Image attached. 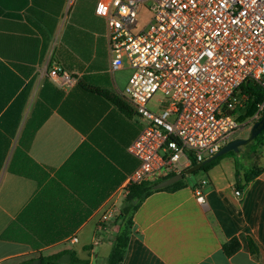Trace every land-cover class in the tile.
Segmentation results:
<instances>
[{
  "label": "crops",
  "instance_id": "crops-1",
  "mask_svg": "<svg viewBox=\"0 0 264 264\" xmlns=\"http://www.w3.org/2000/svg\"><path fill=\"white\" fill-rule=\"evenodd\" d=\"M96 1L0 0V264L70 253L106 264L111 251L122 193L139 166L127 147L142 123L124 96L130 69L110 71ZM54 67L76 83L51 82ZM260 169L238 197L228 157L184 188L149 195L121 264H264ZM233 238L240 247L228 257L222 245Z\"/></svg>",
  "mask_w": 264,
  "mask_h": 264
},
{
  "label": "built area",
  "instance_id": "built-area-1",
  "mask_svg": "<svg viewBox=\"0 0 264 264\" xmlns=\"http://www.w3.org/2000/svg\"><path fill=\"white\" fill-rule=\"evenodd\" d=\"M146 3L151 20L133 34ZM95 14L107 24L110 71H131L124 96L142 123L127 147L139 166L124 198L130 185L185 172L193 161L214 155L264 111L263 96L246 121L231 114L244 82L264 86V0H97ZM47 77L62 88L76 83L59 67ZM156 93L163 99L151 111L147 106ZM194 195L205 203L201 187ZM112 216L104 214L101 222Z\"/></svg>",
  "mask_w": 264,
  "mask_h": 264
},
{
  "label": "trees",
  "instance_id": "trees-1",
  "mask_svg": "<svg viewBox=\"0 0 264 264\" xmlns=\"http://www.w3.org/2000/svg\"><path fill=\"white\" fill-rule=\"evenodd\" d=\"M264 96V86L257 83L254 80H247L244 82L238 91L237 98L240 104L238 109H234L231 111V114L236 116L237 121L242 122L249 118H251L257 112V106L262 103ZM264 114V111L260 114V117L257 121H259ZM238 115V116H237ZM264 144V129L261 133L254 138L252 142H250L253 150L246 156L245 160H249L248 156L255 154V150ZM225 157H232L235 161V188L242 190L247 183L252 180L254 177L261 174L262 169L246 164H240L236 157L235 152H228L222 156L215 158L214 160L203 164L198 169L191 171L190 173L182 172L184 174L183 179L160 190H154L153 187L157 183L166 180L171 176H168L164 179L155 181V182H146L135 185H130L128 187V193L124 198L123 204L119 210L118 215L116 216V226L117 230L113 239V244L111 251L107 257L106 264H121L124 258L129 236L132 232V217L135 211L138 209L140 204L152 193L159 191H176L186 186L184 182V177L189 174H196L197 172L207 173L211 168H213L220 159ZM201 163V162H200ZM199 163L195 161L192 162L190 168L197 166ZM189 168V169H190ZM240 245L236 238L229 240L227 243L222 245V250L226 256L233 255L236 251H238ZM250 247L253 250L254 246L250 243ZM70 264H88L86 261H82L77 259L73 254H71ZM60 255H52L46 257H40V264H58V260Z\"/></svg>",
  "mask_w": 264,
  "mask_h": 264
},
{
  "label": "rangeland",
  "instance_id": "rangeland-1",
  "mask_svg": "<svg viewBox=\"0 0 264 264\" xmlns=\"http://www.w3.org/2000/svg\"><path fill=\"white\" fill-rule=\"evenodd\" d=\"M149 3H146L143 8L140 10V12H138L137 14V25L136 28L133 29V34H137L139 33L143 28H145L149 21L151 20V13L149 11ZM163 99V95L160 93H156L153 97V99L148 103L147 108L151 111L157 110V105H158V101ZM240 104H238L237 109L239 108ZM238 116V115H237ZM246 121V120H245ZM243 122V121H242ZM256 121L251 122L249 125L246 126V128H244L241 131L236 132L233 135V140L234 139H245L248 137L251 126L253 125V123H255ZM253 150V148L251 147L250 143L245 145V146H240L238 148V152L235 153V157L237 159V161L240 164H246L247 166H256L258 168L263 167L264 168V144L262 146H259L256 150H255V154H252L251 156H248L249 160H245L246 156ZM228 158H232V157H228ZM233 159V158H232ZM205 177L203 172H197L196 174H189L186 175L184 177V182L186 184H191L193 182L196 181V179H200Z\"/></svg>",
  "mask_w": 264,
  "mask_h": 264
},
{
  "label": "water",
  "instance_id": "water-1",
  "mask_svg": "<svg viewBox=\"0 0 264 264\" xmlns=\"http://www.w3.org/2000/svg\"><path fill=\"white\" fill-rule=\"evenodd\" d=\"M264 129V114L262 116V118L259 121H256L255 123H253V125L251 126L249 135L247 138L245 139H234L231 140L229 143H227L226 145H224L218 152H216L214 155L208 157L207 159L203 160L201 163H199L197 166H194L190 169L187 170L186 173H190L191 171H194L196 169H198L200 166H202L205 163H208L212 160H214L215 158L222 156L228 152H238V148L240 146H245L247 144H249L250 142H252L254 140V138L256 136H258L261 131ZM184 174L183 173H178L173 175L172 177L163 180L159 183H157L156 185H154L153 189L154 190H160V189H164L180 180L183 179ZM59 264H69L70 263V255H64L62 256L59 261Z\"/></svg>",
  "mask_w": 264,
  "mask_h": 264
}]
</instances>
